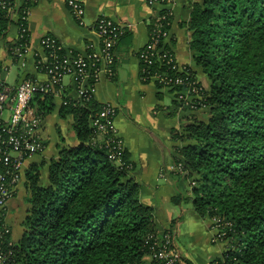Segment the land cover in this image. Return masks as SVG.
Returning <instances> with one entry per match:
<instances>
[{"label":"trees","instance_id":"16d2710c","mask_svg":"<svg viewBox=\"0 0 264 264\" xmlns=\"http://www.w3.org/2000/svg\"><path fill=\"white\" fill-rule=\"evenodd\" d=\"M8 3L14 16L0 10V41L11 26L18 28L19 38L5 44L17 67L16 52L29 46L25 19L34 0ZM158 13L166 17L168 31L170 12ZM183 26L191 33L188 49L193 66L208 80L207 89L191 68L172 70L159 61L146 65L137 53L142 82L186 78L200 90L198 98L185 102L178 99L183 87L153 81L158 99L172 97V115L189 117L175 137L172 165L180 171L172 174L189 183L190 197L177 193L171 204L190 203L198 220L217 227L215 238L224 254L213 264H264V0H202L192 5ZM125 33L118 37L114 55ZM162 48L173 54L165 43ZM42 52L33 61L40 74L55 61L52 53L59 61L69 53L43 47ZM26 80L37 83L29 76ZM93 84L90 79L85 87ZM50 91L35 94L32 107L42 121L55 112L62 121L70 118L78 146H60L55 159L32 163L25 172L24 233L16 243L5 223L7 208H0L1 264H161L143 259L159 251L155 241L166 243L174 227L162 230L153 208L141 200L125 149L124 166L117 167L107 157L111 148L97 141L92 124L104 106L93 97L72 98V86L62 89L56 108L59 87Z\"/></svg>","mask_w":264,"mask_h":264},{"label":"crops","instance_id":"0c3cea01","mask_svg":"<svg viewBox=\"0 0 264 264\" xmlns=\"http://www.w3.org/2000/svg\"><path fill=\"white\" fill-rule=\"evenodd\" d=\"M74 1L83 9L81 21L73 17L67 5L68 0H34L26 19L29 53L23 70L14 66L7 57L5 44L12 43L18 38V28L15 25L9 28L5 38L0 41V66L9 72L5 79L7 80L10 72L14 70L16 72L13 85L17 84L24 74L39 83L46 81L43 74L36 72L33 64L36 56L42 57L40 41L45 37L53 38L66 52L86 55L90 50H100L101 43L95 31V24L99 19L110 20L127 28L125 36L116 48L114 73L111 77L103 72L99 74L97 82L93 84V99L99 105L112 106L117 110L114 126L118 138L123 143L126 157L133 164L134 169L130 177L140 186L141 200L153 208L155 221L162 230H166L171 228L172 220L178 219L175 246L182 258L191 264H213L214 260L223 256V246L212 243L211 248L203 255H197L192 248H186L180 238L186 236V231L183 230L186 228L196 230L205 241L211 242L212 230L209 225L197 219L190 203L187 206L174 207L170 201L176 193L184 195L180 184L173 180L175 175L167 172V168L172 165L178 143L175 137L189 117L182 112L172 115L174 111L172 104H166V100L172 103V97L164 94L158 99L154 80L148 83L140 80L137 59V53L148 42L150 24L158 12L166 9L170 12L171 20L165 44L174 54L177 64L180 67L191 68L196 73L198 81L207 89L208 80L192 63L188 49L191 33L183 26L189 21L192 5L199 4L202 0H172L171 5L165 7L157 3L150 4V0ZM62 86L64 91L72 88L71 78H64ZM70 95L75 98V94ZM54 104L56 108L60 106V96L54 97ZM56 119L66 122L64 129L69 132L68 138L61 143L58 141L59 138H54L53 146L50 147L49 144L52 143L49 130L57 124ZM42 133L45 150L40 156L35 157L32 163H48L55 159L57 148L60 146L70 148L78 146L72 131V120L67 118L62 121L58 119L56 112L45 118ZM163 168L167 170L164 171L166 174L164 179H157L158 172ZM25 196L22 182L17 194L7 205L5 223L11 230L12 242H17L24 233L22 223L26 215Z\"/></svg>","mask_w":264,"mask_h":264},{"label":"built area","instance_id":"2783aa9c","mask_svg":"<svg viewBox=\"0 0 264 264\" xmlns=\"http://www.w3.org/2000/svg\"><path fill=\"white\" fill-rule=\"evenodd\" d=\"M8 1L0 0V10L6 11L12 17L14 15L9 9ZM13 1L18 5L23 2V0ZM171 2L172 0H150V4L157 3L161 7L168 6ZM67 5L73 17L81 21L83 17L81 5L74 0H68ZM165 21V16H159V14L155 16L148 42L138 52L139 59L146 65H152L155 61H159L169 65L172 70L176 68L185 70L187 67H180L175 62V56L164 52V48H162L168 39V31H165V25H169V23L164 25ZM125 29L127 28L110 20L99 19L95 24V31L101 43L100 50H90L86 55L77 54L76 56L68 53L61 61L52 53L51 58L55 61L50 68H46V73L43 74L46 77L44 83L37 82L38 84H35L25 79L20 86H10L5 79L9 72L6 69L3 70L6 77L0 79V208L5 206L7 208L8 202L16 195L23 182L24 174L32 164V160L40 156L45 150L42 133L43 121L31 105L34 95L51 92V88L57 86L59 91L54 93V97L60 96L63 89V79L69 77L76 89L74 99L88 101L93 97V85L88 88L85 85L90 79L95 84L102 72L108 77L112 75V69L116 62L114 49L118 37ZM40 46L53 50L62 49L50 37L43 38L40 41ZM28 47L16 52V57L19 59L17 67L21 70L26 67ZM153 80L163 81L166 86L183 87V91L178 93V99L181 101L191 102V99L198 98L200 90L197 88L198 83L196 81L191 82L186 78H175L167 81L165 79L160 80L159 77H154ZM116 114L117 110L114 107L104 105L92 127L96 133L97 141L105 144L108 149L111 148L108 150V160L117 167H123L122 151L124 149H122L114 126ZM174 168L180 171V166H173ZM211 230L217 231V227L211 228ZM1 237L2 232L0 231V242ZM213 243H215L214 240ZM160 244V242L155 241L154 246L160 247V249L151 257L152 259L161 264H184L172 235L167 237L166 243Z\"/></svg>","mask_w":264,"mask_h":264},{"label":"rangeland","instance_id":"374dc122","mask_svg":"<svg viewBox=\"0 0 264 264\" xmlns=\"http://www.w3.org/2000/svg\"><path fill=\"white\" fill-rule=\"evenodd\" d=\"M169 5H171V3L169 4ZM15 72L16 71H14V70H12L11 72H10V75L8 76V79L6 80V83L8 84V85H13L14 84V81H13V79H14V77H15ZM6 77V75H3V76H1L0 78L1 79H3V78H5ZM208 86V85H207ZM166 104L167 105H170L171 103H170V101L169 100H166ZM117 115V114H116ZM56 116V115H55ZM183 116V115H182ZM181 117V116H180ZM56 125L51 129L50 128V130H49V132H50V134H51V136H50V142L52 143V144H49V146L51 147V146H53V143H54V138L55 139H57V138H59V143H61L62 141H64V140H66L67 138H68V131H66L64 128L66 127L65 126V124H66V122H60L59 120H57L56 119ZM54 130H56L55 131V133H54ZM59 130V131H58ZM119 140H120V142H121V144H122V149H124V146H123V143H122V141H121V139L120 138H118ZM43 143H45V139H44V141H43ZM45 145V144H44ZM168 170V171H167ZM167 170L165 169V168H163V170L161 169L159 172H158V175H157V179H164V177H165V172L164 171H167V172H173L174 174L175 173H177V172H179V170L176 168H174L173 169V165H171V166H169V168H167ZM41 175H42V178L44 179V178H46V171H45V168L43 169V171L41 172ZM174 179V182L175 183H177V184H180L179 185V187H181L182 189V192L184 193V195L182 194V196L184 197V198H187V197H190V193L188 192V187H189V183H186V182H184L183 180H182V178L180 177V176H176L175 175V177H173ZM183 186H184V189H183ZM177 194V193H176ZM175 196V195H174ZM182 205V207L183 206H187L188 205V203L186 204V203H182L181 204ZM174 206V205H173ZM175 207V206H174ZM153 217H154V215H153ZM178 223H179V220L178 219H174V220H172V222H171V224L173 225V230H172V236H173V238H174V242H175V240H176V238H175V236H176V229H177V226H178ZM171 224H170V226H171ZM208 224H210V223H208ZM182 229H183V227H182ZM166 230H169V229H166ZM183 230H185L186 231V236H180V238H181V241L183 242V244L185 245V247L187 248V247H190V248H192L194 251H195V253H197V255H203V253L208 249V248H211V246L213 245L212 243H213V240L215 241V245H221V246H223V244L220 242V243H218V239H214V235H216V230L214 231V230H212V233H211V242L209 241V240H207V241H205V238H202L201 236H200V233L199 232H197L196 230H188V229H183ZM211 232V231H210ZM184 233V232H183ZM183 235V234H182ZM204 236H206V235H204ZM220 240V239H219ZM14 243H16V242H14ZM212 244V245H211ZM223 249H224V246H223ZM150 259H151V257H146V258H144L143 259V261L144 262H150Z\"/></svg>","mask_w":264,"mask_h":264},{"label":"water","instance_id":"95a60500","mask_svg":"<svg viewBox=\"0 0 264 264\" xmlns=\"http://www.w3.org/2000/svg\"><path fill=\"white\" fill-rule=\"evenodd\" d=\"M26 77H27V75L24 74V75L20 78V80L17 82V86H20V85L22 84V82L26 79Z\"/></svg>","mask_w":264,"mask_h":264}]
</instances>
